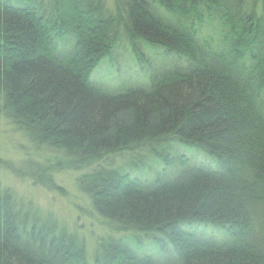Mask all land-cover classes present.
I'll return each mask as SVG.
<instances>
[{
    "label": "trees",
    "instance_id": "trees-1",
    "mask_svg": "<svg viewBox=\"0 0 264 264\" xmlns=\"http://www.w3.org/2000/svg\"><path fill=\"white\" fill-rule=\"evenodd\" d=\"M113 1L0 0V111L124 233L91 263L0 182V264H264V0Z\"/></svg>",
    "mask_w": 264,
    "mask_h": 264
},
{
    "label": "rangeland",
    "instance_id": "rangeland-1",
    "mask_svg": "<svg viewBox=\"0 0 264 264\" xmlns=\"http://www.w3.org/2000/svg\"><path fill=\"white\" fill-rule=\"evenodd\" d=\"M50 10L49 0H41ZM107 8H114L113 0H104ZM204 33L214 34L211 29H204ZM215 45H219L218 36L215 37ZM159 52V51H158ZM160 54V52H159ZM121 62H129L126 56L119 58ZM163 67H161L162 69ZM106 68H102L104 70ZM106 72H104L105 74ZM110 74L103 76V83L112 84ZM243 107V105H241ZM133 156H141L139 153H130L112 157V161L102 165L118 167L130 164ZM143 162V158L139 160ZM36 164L43 167L53 165L45 174V180L54 182L57 189L46 186L26 175L29 165ZM43 167V168H44ZM17 169V174L13 169ZM89 172V171H87ZM86 172V173H87ZM85 170L78 171L74 168H64V156L50 147L36 146L28 136L12 124L0 111V182L4 187L15 191L16 195L24 201L32 202L45 215H53L63 223L71 232L86 243V251L91 263H94V253L97 250L99 240L113 236L120 238L124 233H112L103 225L102 221L94 213L89 198L81 191L79 185L80 176ZM51 178V179H50ZM103 238V239H104Z\"/></svg>",
    "mask_w": 264,
    "mask_h": 264
},
{
    "label": "bare ground",
    "instance_id": "bare-ground-1",
    "mask_svg": "<svg viewBox=\"0 0 264 264\" xmlns=\"http://www.w3.org/2000/svg\"><path fill=\"white\" fill-rule=\"evenodd\" d=\"M197 25H198V26H202V23H198ZM58 221H59V220H58Z\"/></svg>",
    "mask_w": 264,
    "mask_h": 264
}]
</instances>
